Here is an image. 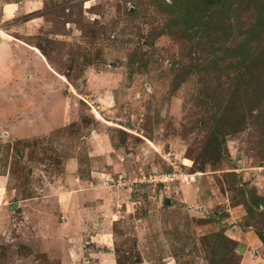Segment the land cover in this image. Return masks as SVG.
<instances>
[{
  "label": "rangeland",
  "instance_id": "obj_1",
  "mask_svg": "<svg viewBox=\"0 0 264 264\" xmlns=\"http://www.w3.org/2000/svg\"><path fill=\"white\" fill-rule=\"evenodd\" d=\"M0 45V264H264V0H0Z\"/></svg>",
  "mask_w": 264,
  "mask_h": 264
},
{
  "label": "crops",
  "instance_id": "obj_2",
  "mask_svg": "<svg viewBox=\"0 0 264 264\" xmlns=\"http://www.w3.org/2000/svg\"><path fill=\"white\" fill-rule=\"evenodd\" d=\"M14 3L13 2H6L5 4H4V14H6L7 13V15H9L11 12H14L16 9L14 8L15 6L13 5ZM26 5L28 6V1H27V3H26ZM31 7V6H30ZM3 17H5V16H3ZM29 49H31V50H33V51H35V53L38 55V57L39 58H41L42 60L44 59V57L40 54V52H38L36 49H34V48H32V47H29ZM5 51H8V52H10L8 49H6L5 48ZM0 53H3V48H2V46L0 45ZM1 56V55H0ZM2 57H0V63H1V61H2V59H1ZM1 66V65H0ZM52 71V70H51ZM48 121V120H47ZM47 123V122H46ZM45 123V124H46ZM46 127V126H45ZM107 147V148H106ZM90 149H94V150H98V151H100V150H108V144L107 143H105V142H102L101 140H95V141H93L92 142V145L90 146ZM88 156L89 157H93L92 156V154H88ZM92 176H93V174H92ZM91 176V177H92ZM93 177H95V176H93ZM94 194V192L93 193H90V196H92Z\"/></svg>",
  "mask_w": 264,
  "mask_h": 264
},
{
  "label": "trees",
  "instance_id": "obj_3",
  "mask_svg": "<svg viewBox=\"0 0 264 264\" xmlns=\"http://www.w3.org/2000/svg\"><path fill=\"white\" fill-rule=\"evenodd\" d=\"M220 1H221V0H204V4H205L208 8H210L211 6L218 4V2H220ZM259 238H260V240L264 243V237H263L261 234H259Z\"/></svg>",
  "mask_w": 264,
  "mask_h": 264
}]
</instances>
